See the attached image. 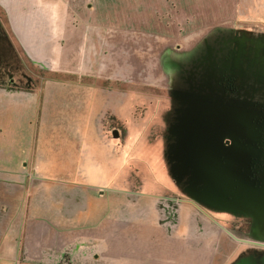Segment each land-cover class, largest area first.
I'll use <instances>...</instances> for the list:
<instances>
[{
    "label": "crops",
    "instance_id": "obj_1",
    "mask_svg": "<svg viewBox=\"0 0 264 264\" xmlns=\"http://www.w3.org/2000/svg\"><path fill=\"white\" fill-rule=\"evenodd\" d=\"M0 4V264L246 262L230 212L253 214L186 190L170 148L189 64L217 36L264 38V0ZM161 119L158 176L124 148Z\"/></svg>",
    "mask_w": 264,
    "mask_h": 264
},
{
    "label": "water",
    "instance_id": "obj_2",
    "mask_svg": "<svg viewBox=\"0 0 264 264\" xmlns=\"http://www.w3.org/2000/svg\"><path fill=\"white\" fill-rule=\"evenodd\" d=\"M225 53L233 56L226 70L235 76L239 71L242 82L238 93L227 95L230 103L219 106L221 91L212 79L219 57ZM195 58L177 90L179 103L171 134L172 170L184 188L202 200L247 209L264 219V181L261 188L254 189L241 172L247 162H221L233 158L232 152L222 146V137L234 144L253 133L254 115L245 106L264 105V38L220 35L206 42ZM208 59L211 62L204 67ZM197 68L204 72L192 82L193 69ZM180 91L186 94L180 96ZM113 136L117 137V133L113 132Z\"/></svg>",
    "mask_w": 264,
    "mask_h": 264
},
{
    "label": "rangeland",
    "instance_id": "obj_3",
    "mask_svg": "<svg viewBox=\"0 0 264 264\" xmlns=\"http://www.w3.org/2000/svg\"><path fill=\"white\" fill-rule=\"evenodd\" d=\"M6 17H7L6 10L0 4V27L4 26V24H2V23H3V21H5ZM3 31H4L3 29H0L1 33H3ZM2 56H4V54H3V52H0V58H2ZM211 58L212 57H210L209 59H211ZM209 59H208V62H207V60L204 62L205 63L204 67H207L209 65V63L211 62V61H209ZM213 60H215V59H213ZM217 66H218V62L216 63V73L218 71ZM200 70L201 69H199V68L193 69L194 73H193V75H191L192 76V79H191L192 82L198 81V78L204 72V70L199 72ZM6 71H7V68L5 67L3 62H0V75L5 74ZM225 71H227L226 76L228 77V75H230V72L228 70H225ZM216 77H217V74L214 75L212 81L215 82ZM124 88L129 89V87H124ZM219 88H220L221 92H219L218 105L219 106H227L228 103H230V100L228 99L227 95H229V94L235 95L236 93L235 94H232V93H226L225 94V93H223V89L221 87H219ZM224 90H226V88H224ZM157 94L158 95H164V96L166 95L165 93H157ZM176 94H177V92H176ZM185 94H186L185 91H180V96H183ZM220 94L224 98L227 99V102L222 101L220 99ZM119 100H121V99H119ZM256 106H264V105H261L259 103H252L250 105L247 104L245 106V110L248 113L254 115L253 116L254 117L253 123L255 125L253 127V133H252L251 137H243L242 139H239L237 141V143H234V146H238L241 143V141H243V140H245V143H247V144L253 143V138L256 136L255 132L258 130L264 129V126L260 125V122L264 123V113L261 112L258 108H255ZM141 113H142V110H141ZM140 114H138V115H140ZM163 121L166 124L168 119H165V120L161 119L159 124H157V128L154 131L155 134H154V136H152V138L154 140L153 143H149V144H147V146L139 145L140 147L139 146L136 147V145L133 142H131L130 145L128 143L124 148V151H125L124 157L127 160V162L128 161L129 162L130 161L135 162V159H137L139 157V159L143 160L144 162H135V163L137 165H140L141 163L148 164L149 167H152L151 169L158 176H160V175L162 176L164 174V170L169 168V163H170L167 161V156H166V153L164 152L165 149L162 148V147H164L163 143H162V138L164 135L163 134L164 124H162ZM147 123L148 122L146 120V121H144L143 125L146 126ZM160 123H161V125H160ZM112 136H113V133H112ZM252 149H253V147L250 146L249 150H252ZM231 152H233L232 156H233V158L235 157V159H237V161H238V159L241 158L239 156V152L237 150L236 151L233 150ZM132 153H135V156L131 155ZM138 169H139L140 173L142 170H144V168L142 166ZM208 213L214 217V215L212 213H210V212H208ZM230 214L232 215V217H234L235 222L237 224H239V225L244 224V226H247V231L242 236H245L246 241H248V243L250 244L249 247L244 252L246 262L238 263L240 256H237V255H239V253L237 252V255H236L237 256L236 257L237 263H235V264H264V219H262L258 216L250 215L249 213H244V212H240V211H235L234 213L231 211ZM235 235H234V237L238 239L239 233L236 232Z\"/></svg>",
    "mask_w": 264,
    "mask_h": 264
},
{
    "label": "flooded vegetation",
    "instance_id": "obj_4",
    "mask_svg": "<svg viewBox=\"0 0 264 264\" xmlns=\"http://www.w3.org/2000/svg\"><path fill=\"white\" fill-rule=\"evenodd\" d=\"M232 58L233 56L231 54L225 53L222 55V57L220 56L218 59V66H217L218 71L216 73L217 77L215 84L218 87H221L223 89V93L225 94L238 93L240 91L239 85L241 84L242 81V75L238 73L239 71L235 73L237 74V76L233 75L232 73H230L228 77L226 76L227 71H225L226 70L225 67L231 65L230 63ZM224 88H226V90H224ZM220 99L222 101L227 102V99L224 98L221 94H220ZM255 108H258L261 112L264 113V106H256ZM255 133L256 136L253 138V143L247 144L245 143V140H243L238 146H234V144H232L227 137L224 138L222 137L223 139L222 146L224 147V149H226L225 151L231 152L233 150L234 151L237 150L241 158L238 159V161H236L235 157L232 159H228V161L222 159L221 162H247L248 164L246 165V167H243L241 169V172L247 175V178L249 182L252 184V187L254 189H258L261 188V184L264 181V129L258 130ZM250 146L253 147L252 150H249ZM170 154H171V148H170Z\"/></svg>",
    "mask_w": 264,
    "mask_h": 264
}]
</instances>
